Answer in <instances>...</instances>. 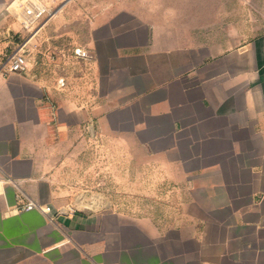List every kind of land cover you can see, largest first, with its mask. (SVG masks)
I'll list each match as a JSON object with an SVG mask.
<instances>
[{"label":"crops","instance_id":"0c3cea01","mask_svg":"<svg viewBox=\"0 0 264 264\" xmlns=\"http://www.w3.org/2000/svg\"><path fill=\"white\" fill-rule=\"evenodd\" d=\"M93 2L0 70V264H264V0Z\"/></svg>","mask_w":264,"mask_h":264},{"label":"rangeland","instance_id":"374dc122","mask_svg":"<svg viewBox=\"0 0 264 264\" xmlns=\"http://www.w3.org/2000/svg\"><path fill=\"white\" fill-rule=\"evenodd\" d=\"M30 3L37 4V5H45L51 9L52 13H55L58 9L62 8L65 10V14L63 17L67 19L77 20L79 15L82 14L83 12L82 10L80 12L79 4L83 5L82 9L84 10L85 5L89 6V5H92L94 2L93 0H21L20 3L17 2V4L20 5L19 8H21L24 5L28 6ZM35 26H34V30L36 29ZM58 30H64V29L59 28ZM66 31L67 33L63 35H58V37L50 38L53 46L55 45V43L57 45V53L59 54L58 55L59 57H69L70 55H76V54H79L78 52H80L77 47V44L79 43V36L75 35L74 33L73 34L70 33L71 30H66ZM28 36L29 34L27 33L23 37L24 42L27 43V40H28V43L24 47V50H25V53L28 54V67L32 66L34 68V39L32 41H29L30 37ZM87 38H88V41L90 42L91 37L89 36ZM90 48H91V45H88V49ZM57 77H59L60 83H62L65 80L64 75H60ZM93 157H94L93 154L89 151L86 154L80 156L81 161L84 163H89L93 159ZM77 161H78V158H77ZM74 173L77 174L78 172H71V174H74ZM82 205L86 206L89 204H80V203L73 204L72 209L70 210H74V207L82 206Z\"/></svg>","mask_w":264,"mask_h":264},{"label":"built area","instance_id":"2783aa9c","mask_svg":"<svg viewBox=\"0 0 264 264\" xmlns=\"http://www.w3.org/2000/svg\"><path fill=\"white\" fill-rule=\"evenodd\" d=\"M18 14L20 16L21 30L24 33V36L28 33V37L31 38L34 36V32L41 28L45 24L46 20L54 13H52L51 9L45 5L30 3L28 6H22ZM34 26L36 27L35 30ZM27 43L23 41L17 50L11 52L5 60L0 63V70L25 72L28 69V54H26L24 50ZM35 207L46 212L50 211L52 208L50 205H43L35 201H28L26 203L19 204L17 209L30 210Z\"/></svg>","mask_w":264,"mask_h":264},{"label":"water","instance_id":"95a60500","mask_svg":"<svg viewBox=\"0 0 264 264\" xmlns=\"http://www.w3.org/2000/svg\"><path fill=\"white\" fill-rule=\"evenodd\" d=\"M79 51H80V52H78L79 54H86V51L84 52V50H79Z\"/></svg>","mask_w":264,"mask_h":264}]
</instances>
